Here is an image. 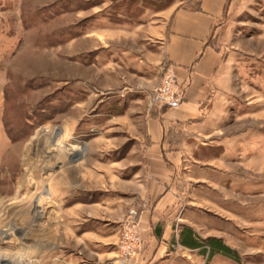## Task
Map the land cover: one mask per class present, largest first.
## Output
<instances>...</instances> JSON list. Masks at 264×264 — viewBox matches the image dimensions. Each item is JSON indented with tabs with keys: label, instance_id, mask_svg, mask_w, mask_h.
I'll use <instances>...</instances> for the list:
<instances>
[{
	"label": "rangeland",
	"instance_id": "1",
	"mask_svg": "<svg viewBox=\"0 0 264 264\" xmlns=\"http://www.w3.org/2000/svg\"><path fill=\"white\" fill-rule=\"evenodd\" d=\"M195 4L196 0H0V264H18L19 253L32 255L33 223L52 206L45 198L46 187L59 172L60 160L78 171L76 182L82 185L80 153L95 132L86 136L80 101L87 85L82 80L94 86L113 85L111 79L98 80L95 69L82 65H90L91 53L104 43L142 51L136 41L146 38L152 26L175 8ZM120 29L136 35L118 40L109 33L103 41H98L101 36L82 39L86 33ZM210 43L222 55V84L209 106L218 161L193 168L195 179L190 184L200 211L192 217L201 223L202 238L224 239L233 257L174 253L168 264H264V0H226ZM164 64L170 67L160 64L142 104L145 110L165 106L153 105ZM177 88L180 91L178 84ZM142 107L136 108L138 135ZM146 206L144 202L130 207L120 221L119 264H135L144 251L138 208ZM130 210L136 216L128 225ZM127 235L140 241V251L124 261L118 245L127 244Z\"/></svg>",
	"mask_w": 264,
	"mask_h": 264
},
{
	"label": "crops",
	"instance_id": "2",
	"mask_svg": "<svg viewBox=\"0 0 264 264\" xmlns=\"http://www.w3.org/2000/svg\"><path fill=\"white\" fill-rule=\"evenodd\" d=\"M225 3L196 0L194 8H175L165 20L150 26L146 38L136 41L142 51L104 43L91 53L94 61L82 68L95 69L98 80L111 79L113 85L94 86L82 80L87 85L80 101L86 136L95 130L80 153L82 185L76 182L78 171L60 160L59 172L46 187L45 198L52 206L34 220L32 255L19 253L18 264H119L120 221L130 207L144 202L146 208H138L144 251L135 264H168L174 253L226 256L208 242L213 240L214 246L220 241L230 248L224 239L200 236L201 223L192 217L200 210L190 184L196 165L218 161L219 143L211 137L209 106L222 84V55L210 38ZM108 31L86 33L82 39L101 36L97 39L103 41L109 33L118 40L136 35L131 29ZM162 62L174 70L181 97L145 110L142 104ZM90 87L95 92L90 94ZM89 184L111 187L84 186Z\"/></svg>",
	"mask_w": 264,
	"mask_h": 264
},
{
	"label": "built area",
	"instance_id": "3",
	"mask_svg": "<svg viewBox=\"0 0 264 264\" xmlns=\"http://www.w3.org/2000/svg\"><path fill=\"white\" fill-rule=\"evenodd\" d=\"M161 70H162L161 83L153 91L154 106L169 105L175 102L176 99L181 97V93L177 88L176 78L172 73V71L170 70V67L168 68L164 64ZM135 216H136V212L134 210H130L126 218V222L128 225L132 224V221L134 220ZM127 237L129 239L127 240L126 245L123 246L118 245L119 252L121 253V256L124 259V261L132 258L140 251V245H139L140 241L139 240L134 241V239L131 238L129 235H127Z\"/></svg>",
	"mask_w": 264,
	"mask_h": 264
},
{
	"label": "trees",
	"instance_id": "4",
	"mask_svg": "<svg viewBox=\"0 0 264 264\" xmlns=\"http://www.w3.org/2000/svg\"><path fill=\"white\" fill-rule=\"evenodd\" d=\"M225 6H226V3H225ZM224 12H225V7H224ZM208 242L212 245V248L214 247V250L219 251V252H222L224 255H226L228 257H233L232 250L230 248L224 246L222 244V242L217 241L216 244H214V246L212 244L214 242L213 240H209Z\"/></svg>",
	"mask_w": 264,
	"mask_h": 264
}]
</instances>
